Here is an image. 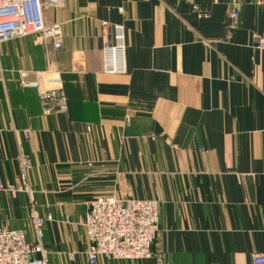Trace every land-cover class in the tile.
Returning <instances> with one entry per match:
<instances>
[{"label": "crops", "instance_id": "crops-1", "mask_svg": "<svg viewBox=\"0 0 264 264\" xmlns=\"http://www.w3.org/2000/svg\"><path fill=\"white\" fill-rule=\"evenodd\" d=\"M44 17L61 27L59 48L34 36L0 44V181L16 184L23 149L37 213L51 217L48 264H88L81 222L101 196L158 200V233L152 258L96 264L264 254V0H61ZM114 24L126 73L107 75ZM19 71L58 78L67 111L44 115ZM28 214L24 194L0 192V228L30 241Z\"/></svg>", "mask_w": 264, "mask_h": 264}, {"label": "built area", "instance_id": "built-area-1", "mask_svg": "<svg viewBox=\"0 0 264 264\" xmlns=\"http://www.w3.org/2000/svg\"><path fill=\"white\" fill-rule=\"evenodd\" d=\"M60 4L61 0H0V44L34 36L43 44L51 42L54 48H59L62 41L61 27L46 23L44 9ZM193 9L197 10V6H193ZM237 18L236 11L229 14L228 26L231 29L236 27ZM111 31V41L103 49V73L124 74V27L114 24ZM255 47L264 50V38L257 39ZM72 69L76 70L75 66ZM31 76L19 71L17 84L21 90L37 93L43 114L50 116L66 112L67 98L59 79L46 78V73L40 71L33 72ZM24 138H28V132L24 133ZM17 162L19 174L16 184L0 181V192L10 196L18 193L26 196L32 239L28 241L22 230L0 228V264H48L43 235L44 224L51 217H42L37 213L34 191L29 181L32 161L23 149H20ZM158 208V200L152 199L122 202L114 196H101L93 200L81 222L87 240L85 254L88 264H96L99 258L109 261L152 258L158 233ZM250 261L251 264H264V254H252Z\"/></svg>", "mask_w": 264, "mask_h": 264}]
</instances>
